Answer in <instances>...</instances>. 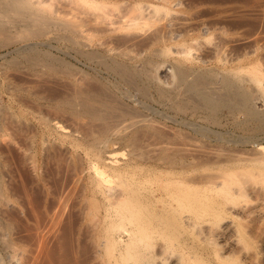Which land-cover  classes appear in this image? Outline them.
<instances>
[{
    "label": "rangeland",
    "instance_id": "1",
    "mask_svg": "<svg viewBox=\"0 0 264 264\" xmlns=\"http://www.w3.org/2000/svg\"><path fill=\"white\" fill-rule=\"evenodd\" d=\"M40 1L44 3L45 8H43L46 9V12L50 14L59 13L61 17L64 16L66 19L74 21V23L78 25L88 24V20H90V18L92 20H95L96 22H99L97 24L93 23L97 25L96 27H94L93 31L88 32V25L82 28L84 31V36H82V38H78V41L79 39L81 40L79 41L80 45L85 42L82 47L80 45H77L78 47L76 45L74 46L72 45L73 43L64 40L63 33L61 31L59 32V30L56 28H52L50 31L48 30V32L46 31L44 34H42L41 37H35L32 40H29L30 42H28V40H21L25 38L24 33L20 32L23 37H19V35L15 36L14 34L19 33L17 32V29L16 32L15 29H13L14 34L12 32L10 33L12 34V38L14 37L15 39H12L10 34L9 36L11 40L10 38H8L9 40H6V37H1L3 40L0 38L2 40L0 41V191L3 192V198L0 199V264H107L108 261L109 264H111L113 263L112 259L115 256H119V252H122L120 250L122 249L124 251L126 245H128L127 243L130 239L126 235V229H130L131 227L136 226V224L138 223V221L135 220V217L134 219L132 218V221L135 220L137 223L134 224L133 221L131 224V219H128L130 216L128 217L127 215L128 211L127 214L126 212H123L122 214L120 212V210L125 211V206L127 205V207H130V205L133 204L136 205L135 207H137V205L142 207L139 202L137 204L133 203L135 202L134 200H132L133 202H131L130 200L132 199L131 197H134L132 196V193L136 191L134 189L139 186V183H141L142 186L144 183V187L146 184L148 186L147 188H149V186H152L149 182H155L156 180L157 182L153 183L154 188H152L153 186L149 188L150 190H154L162 186L160 184L161 182H163V180L174 177V175L177 176L176 174H163L157 170L158 168L155 169L161 161L157 162V165H155L154 163V168L151 167V164L153 163L147 161V163H150V166L148 164L145 165L149 166V169L151 170L146 167V170L148 169L150 173L149 175L146 174V177L141 176V182L135 183L133 182L135 180L132 181V175L128 174L132 172L130 171L132 170L130 168L129 172L127 170L128 173H126V171H123V173L126 174L125 178H123V173L120 176H117L118 174H116V176L114 177L116 178L114 179V183H112V179L111 182L104 184V188L97 186L96 183H98L99 181V176L96 177L97 172L95 174V164L97 163L96 161L99 160L97 159L98 152L92 148H89L87 137L91 129V125L88 126L89 124L87 121V123L85 121L80 122L83 120H78L74 116L73 118L68 111L58 108V102L63 99H67L69 96H72L79 84V88L81 90H88L86 84L92 87L100 86V89L105 88L111 90L106 91L109 92V94H111L112 96L114 95L113 97L117 99V102L121 101L122 103L120 102L119 104L123 108L135 111L136 113H138V115L141 114L140 118L142 120L144 119V125L146 124L147 126V122L149 121L148 126H154L155 130L160 128L158 133H160V131H164L167 133L168 130H170L167 133L168 135H166L165 139L169 140L170 138H172V136L174 137L175 135L179 134L178 137H174L175 139H178L177 141L183 140L182 142L184 143L187 141V143L182 145V148H185L186 145V147L188 148L191 146L190 150L195 147V149L199 151V153H197L196 151H193L194 153H190V151H188L189 155L194 154L192 156L190 155V158L194 157L195 154L201 157L203 156L201 159L203 160V163H205V161L209 162V159H211L208 155L214 153L213 155L216 156L215 160L217 158L218 161L219 158H222L221 156L223 155L226 159V155L229 152L230 154H233H229L230 156H235L234 158L232 157V160L239 159L238 161H235L238 163L240 159L246 155L245 157L247 158V162L244 157L242 158L244 159V163L242 165L239 162L238 164L236 163L237 166H235V163V167L233 166L235 169H237V167H245V170L239 168L240 171H238L239 169H237L239 175L233 174L234 177L236 176L235 178L231 175L233 178L232 180H236L235 182H237V184L240 183L239 180L242 181V185H238L240 186V188L237 187V190H239L238 194L236 188L235 190H233L234 186H232L233 188H231L233 191H236V195H233V201L229 197H227L231 202L228 201L226 202V204H224V201H226L227 198L222 197L228 195L227 193H222L224 194L223 196L218 195L220 191H217L218 194H216V192H211L213 193V195L210 192L207 193L209 195H212L210 196V201H212V199L214 198L213 196H216V199H214L211 203H214V201L216 203L217 199L221 197L219 199L220 202L217 201L218 204H221L217 206L213 205V207L212 204H207L206 206L210 207L211 209L216 206V209H214L216 212L217 209L219 210V212H222V209L227 212L228 209L234 206V218L233 216H230L229 219L235 221L234 223L237 224L236 231L238 229V232L233 238L228 240L224 238L218 239L213 236L212 239H206L213 240V245L211 244V241L209 244L214 246L213 248L215 249V252L219 249V252H221V249L223 250L222 252H224V256L229 257V259L226 260L227 263L230 261L229 263L232 262L234 264H264V172H262V170L259 172L256 171L259 168V165L257 166L258 163L255 164L254 160L250 161V163L248 162V160H251L253 158H261V156L264 154V151L262 149L264 147V131L261 130V132L260 130L255 129L259 125V123L256 121L257 119L246 118V116L244 117V115H240L239 117H236L238 118V120H235V117H233L227 109L219 110L218 114L216 115V121H211L210 118H207V115L204 114H193V112L191 113L190 110L187 111V113L181 111L179 112L177 111V109H174L175 107L172 106V103L167 98L162 97V94L160 92V90L163 88V90L167 91L174 89V83H171V81L174 82L173 77L172 75L170 76L166 71L162 72L160 75L163 82L162 84H159V82L157 83L156 81H151L149 79L145 80L147 79L145 78L147 76L144 75V77L142 76L141 79L138 78L139 83H137L138 80L135 83L138 84L137 87L134 83L127 84L128 82L123 81L122 78L109 72L102 65L98 63L96 64L95 61H88V57H85L84 55V52L86 53L92 48V50H100L102 53H105L107 52L106 50H104L105 48L113 46V53L118 49H121L118 50L119 52L124 53L126 51L127 55H129H126V57H128L129 59L124 58L123 60L125 62H127L126 60H129L128 62L134 65L137 64L136 66L139 67L140 70L146 66L141 63L143 62L142 60L146 61L147 58L153 57L154 62L157 61V63L155 64H168L174 68L175 66H177L175 62L180 64V60H184V65L187 64V66L190 68L196 67L194 70L197 69L198 72L201 69L202 71L200 72H214L215 76L217 75V77H215L216 81L214 83V86L218 87L219 89V87L222 86V80L225 74L233 70H237L238 67L239 70H242L244 72L245 76H248L249 72L255 68L259 69L264 74V0ZM135 2H137L138 4ZM125 14H127L128 17H126L127 20L125 19V21L122 22L124 24L120 23L121 25L118 24L115 28L114 26L109 27L111 21H113L114 19L118 20V16L122 17ZM107 23L108 26H106ZM105 31H107L108 33L111 31L112 32L108 34ZM91 32L92 35L90 34ZM21 34L20 36H22ZM126 36L133 37L134 42H131L132 44L128 43L127 45L120 43V41L117 39ZM160 36L162 37V41L159 40L161 38ZM88 37H91V40ZM169 37L170 39H173L168 41L165 40V38L169 39ZM4 40H6V43L4 42ZM82 40L84 41L82 42ZM89 40L91 42H94L91 44ZM163 40H165L166 43ZM7 41L11 42L8 43ZM88 43L91 44V47L89 46V48L88 45H86ZM106 44L107 46H105ZM31 45L34 47H32ZM165 50L169 53L167 54ZM178 50L179 53L182 50V53L187 50L183 53H186V56L182 54H176L175 52L177 51L178 53ZM77 51H79V53ZM160 51L161 53L163 52L162 55ZM171 52L172 55L170 54ZM156 53H158V56ZM36 54L37 56L41 57L45 56L43 58L48 61L50 60L51 62L53 60L56 61V59L60 60L61 63L64 62L69 64L71 62L70 64L72 66L70 64L67 65L69 67L71 66L72 74H70L69 72H65L63 70L64 68H62L61 65H58V67L62 68H59V72L45 65V70L43 69V65H39L36 67L32 66L31 64H29L28 56ZM187 55L189 56V60H187ZM55 56L58 57L56 58ZM190 56H192V59H195L196 63L194 61H190ZM185 57L186 59H184ZM145 61L143 62L144 64ZM186 61H190V63ZM55 65L57 67V64ZM140 65H142L143 67L140 68ZM73 66H75L76 68ZM95 67L97 69H95ZM153 69L155 71L156 66ZM37 70L39 71V73H36ZM55 71L57 72V74ZM223 71L226 73L224 74ZM87 72L89 73V76L88 74L84 75V73ZM222 72L224 75L222 74ZM219 73H221V75ZM93 77L97 80H95ZM77 79L78 81L82 80L83 82L81 83V81H79L80 83L78 82V84ZM91 82L93 83L91 84ZM143 83L144 86L142 85ZM145 83H147L148 85ZM169 84H171L170 86L172 88L169 86ZM249 85L250 84L248 83L247 86ZM145 86L147 87V89L149 88V91L145 88ZM252 86L253 85H250L248 88L251 89ZM143 88H145L149 93H146ZM253 89H255L254 86ZM159 94H161V97L159 96ZM260 98H257V100L255 99V102H257L258 99H260V102H257L254 105V108H257L255 109V112L256 110H259L257 111L258 113H261L259 115H263L264 99L262 100L263 97ZM165 101L166 103H164ZM172 107H174V111L173 109H171ZM226 113H230L229 116ZM188 115L191 116L189 117ZM218 117L220 119H218ZM147 118L148 120H146ZM201 118H203V120H200ZM207 120L209 122H207ZM191 123L193 125H191ZM146 126L144 127V129L147 130ZM141 128L142 130H144L143 127ZM150 129L152 130V127L148 128V130ZM183 130H186V132ZM156 135L158 134H154L153 136L150 135L148 136L149 138L147 137V139H150L151 141H148L145 137L144 139L146 140H144V142H142L143 140H141L140 143L142 142V144L139 143L143 149L144 147H146L144 149V152L146 153L147 151L146 154H148L149 156L155 155L156 153L154 152H158L161 148H158V144H160V142L163 140H160V137H158L159 135L155 137ZM151 136L154 137V139L151 138ZM156 138H158V140ZM174 138L172 140H175ZM153 140L154 142H156L157 140V144H155V146ZM189 142H191L192 144ZM144 143L145 145H143ZM149 144L151 151L153 150L152 146L154 147L153 153L150 152V150H147ZM161 144L163 146V143ZM124 147L121 145H108L106 149H104L108 154L106 155V152L103 154L104 159H108V161L106 160L105 162L103 161V159L102 163L110 167L116 166V168H121V165L122 167H124V165L127 164L129 160H133L131 159V150H133L132 147L131 149L128 146ZM205 147L207 150H205ZM198 148L201 149V151ZM218 151L219 155L222 151V153L227 154H221L218 158ZM200 152L208 153V155H205L208 156V158L204 156V153L200 155ZM110 153L116 155V161ZM184 153H186V151ZM237 154L241 156V158L236 156ZM229 155L228 157H230ZM214 156L211 155L212 159L214 158ZM212 159L211 162L214 161V159ZM114 162L116 164L115 166ZM132 162L133 164H135L137 163V160L136 162H134L133 160L130 163ZM250 164L251 166L249 167ZM92 165H94V167H91ZM253 165H256V168H254ZM202 166L207 168L206 164H203ZM206 168L203 169V167H200L201 171L197 170V174H203V172L205 171L206 175L210 174L212 169L210 170ZM253 169H256L255 172L259 174L256 175L255 173H252ZM212 171L214 172V170ZM237 171H235V173H237ZM194 172L191 173L196 174V172ZM198 172H200V174ZM113 173L115 172L113 171ZM251 173L255 175L253 176ZM156 174H158L159 176ZM163 175H165V177H163ZM186 175L191 176V174ZM166 176L168 178H166ZM120 177L122 178V180H127L128 178H130L127 180L130 184L121 181ZM147 177L149 178V182L146 179ZM96 178H98V181L96 180ZM117 179L119 181H116ZM237 179L239 182L237 181ZM145 180L148 183L144 182ZM230 180L231 179H229V182ZM233 181L231 182V184L233 183L232 185L235 184V182ZM119 182H121V185H116V183ZM131 183H135L133 188L134 192H132L133 190L129 188L128 191H126L125 188V196L124 194H122L124 191L122 187L128 185L131 186ZM106 184L110 185V187L113 186L112 188L114 189H110L109 191L110 187L106 186ZM155 184H158L160 187H158V185L156 186ZM237 184L235 186H237ZM131 187H133V185ZM226 188L227 185L223 190H225ZM145 189L146 188H144V190ZM149 189H146L147 192ZM115 190H118V192L122 190V193L115 192ZM144 190H142L140 186L135 194H137L139 191H142V195L145 194L143 196L146 197L149 192L152 193L153 191L152 190L147 193L145 192L146 190ZM223 190L221 192H223ZM94 191L96 192V194ZM111 191L112 193H114V196L118 195L117 199H119L118 197H120V200H124L123 203L126 204L127 201L125 202V200L130 197L129 204L122 205L123 203L121 201H119L118 203L122 205V207L124 206L125 209H123L118 204H112L115 201H113L114 197L110 196L112 195V193H107ZM227 191L228 189L226 190V192ZM127 192L131 193V195H129ZM207 194L205 196H207ZM150 197L151 195L149 196V199L147 198L146 200L143 198V202H141L143 205L145 203H149V206L145 204L149 210L145 209V205L144 209L141 208V210L143 209L142 213L144 214V217L142 216L144 219L142 218L143 220L141 221H144L149 217L148 216L147 218H145L147 214H145L144 211H147L146 213H148L149 211L150 213V209H153L154 214L157 210L156 213H160L159 218L163 217V219L170 225L167 223L166 227L163 228L164 225L161 227L160 225L165 224L166 222L161 219L162 221L159 220L160 224L159 222L156 223V220H158V215H155L157 219L154 216L155 219L153 218V220L156 221L154 222L159 225L152 226L154 229L151 227L152 231L154 230L153 232L149 230L150 228L148 229L149 231H151L147 232L150 236L146 233L148 239L147 241L145 239L143 241V244H146L147 242V248H144V250L146 249V253L144 252V250L143 252L145 255L147 254V260L144 262V264H149V261L151 263L152 259L149 260L151 256L158 254V252L161 250H163L164 253L163 257L166 258V262L164 264H173L174 262L178 261H186L183 262V264H186V259H188V261H191V258H193L194 260L198 255H201L203 257L205 251V258H212V255L214 254V249L211 248L213 251H210V247L212 246L208 245L207 241L205 242L199 240L201 237L199 236L201 228L197 227L199 229L198 231H196V227H190V225L188 226L189 228H187V224L182 222L181 219H183L184 217L183 220H185L186 217H190L189 220H196L195 222L198 224H201L203 220L210 221L212 219V221L214 222V218L216 216H220L221 214H223V212L220 213V215L218 212V214L216 213V215L212 214L211 209L210 211L207 208V210L211 212L209 213L212 214L210 216H212L213 218H211L210 216H208L209 213L204 212L206 208L203 211V204L198 205L200 210L197 209V206H195L196 209H194V206L191 203L190 204L193 206V208L190 207L191 205H189V202L188 205L180 202L185 201L183 200V198L179 201L180 203L178 202V200H172V203H168L169 206L172 204L170 206L172 210L171 211L167 204V206H165L163 203H157L154 198H151V202ZM107 199L113 202L107 203ZM176 201L178 202V206ZM104 205H107L108 208H106L109 209L110 212L112 211L111 213H109L111 214L109 215L111 216V218L113 216V219L109 218V220L111 219V224H109V220L107 221L108 218H105L106 222L104 221V217L108 215V213H106L107 210ZM134 205L132 206L133 209H135ZM118 206L122 209H118ZM152 206L154 207L152 208ZM172 206L177 207L178 209L175 211ZM200 206L202 207V209ZM165 207L169 208V211H167L168 209H166ZM116 209V212H120L119 215L121 217H117L118 214L114 215V211ZM128 209L129 208H127L126 210ZM251 210H259L260 213L259 215H257V217L250 218L248 213ZM164 211H167V213L170 211L172 213L175 212L173 214L171 213V215L174 218L176 216L178 219H171V215L169 213L166 214V212ZM176 212L180 217L177 216ZM105 214L106 216H104ZM150 214H152V216L150 215L151 219L154 214ZM204 214L205 216H203ZM122 215H125L126 218L123 217V220H120V218H122ZM167 218L171 222L167 221ZM150 219H148L147 221H149ZM151 220L149 223H153V220ZM178 220L179 222H182V224L179 223ZM220 220L221 218L218 219V222ZM175 222H178L179 224L177 223V225L175 224ZM124 225H126V228H123L125 227ZM204 225L206 226V224L204 223L201 224L202 227H205ZM159 226L161 228L158 230ZM168 227L173 229H169ZM175 227L178 230H176ZM184 227L187 229H185ZM155 228H157V231H155ZM183 229H185V231H183ZM191 229H194V231H196L195 234ZM166 230H168L169 232ZM123 231L126 233H123ZM191 231L193 233H188ZM178 232H182L184 234H180ZM196 234L198 235V238L196 237ZM187 235L189 236V239L191 241H193L192 239L194 238L195 241H198H194L195 246L194 244L192 245L193 242H191L189 239H186ZM192 235H194L195 237H193ZM124 236L127 237V239H125ZM119 237L122 238V240L127 241V243H121L122 240ZM149 237L151 238L149 239ZM113 238L115 240H112ZM117 238L120 240H116ZM213 238H215L216 242L219 244L215 245L216 242L214 243L215 240ZM236 238L237 241H235ZM206 239L202 238V240ZM108 240L110 241L108 242ZM111 241H113V243ZM116 241H119L120 243L117 242L116 245L114 243ZM130 242L131 241H129V243ZM199 242L201 243L203 248L206 249H202L203 252L201 249V251L199 250V248H201ZM113 244L116 246V248H114L115 246L113 247ZM141 244L137 246V248L135 247L137 244L133 246L135 248L130 249L132 250L131 254H134L133 250L136 249L138 251L140 247L142 248L144 246H142ZM182 244H188L190 248H186L188 245L184 246ZM190 245L194 247L191 248ZM122 246H124V248ZM129 246L132 247V245L130 244ZM197 247H199L198 250L200 252L194 250V248L197 249ZM207 247H209L208 251ZM189 249L192 251L194 250L196 253L194 251V253H192ZM110 252L112 253V255L115 253L112 259H109L112 256ZM207 254L210 255V257H207ZM129 256H126V258L128 259L127 264H143L140 262H136L134 259H130L131 257L128 258ZM155 256H153V258ZM188 256L190 259L188 258ZM226 262L223 264H226ZM152 263L154 264V262ZM216 263L218 262L215 261V264ZM178 264L180 263L178 262Z\"/></svg>",
    "mask_w": 264,
    "mask_h": 264
},
{
    "label": "bare ground",
    "instance_id": "2",
    "mask_svg": "<svg viewBox=\"0 0 264 264\" xmlns=\"http://www.w3.org/2000/svg\"><path fill=\"white\" fill-rule=\"evenodd\" d=\"M124 2V1H123ZM130 3V2H129ZM135 3H137V2H135ZM134 3V4H135ZM133 4V5H134ZM138 4V3H137ZM140 4V3H139ZM45 5H44V3L43 2H41L40 0H0V38L1 37H6V40H9L8 38H10V36H9V34L12 32L13 33V29H15V32H16V29H17V32H21V33H24L25 34V38H23V39H21V40H28V42H30L29 40H32L33 38H35V37H41L42 36V34H44L46 31L48 32V30L50 31L52 28H56V29H58L59 30V32L61 31L62 33H63V35H64V40H66V41H68V42H70V43H73L72 45H80V42L79 41H81L80 39H79V41H78V38H82V36H84L83 34H84V31H83V27H85L86 25H88V32H90V31H93L94 30V27H96L97 25H95V24H93V23H98L99 21H95V20H92L91 18H90V20H88V24H82V25H78V24H76V23H74V21H71V20H69V19H66L64 16H60L59 15V13H56V14H50V13H48V12H46L45 10L46 9H44L45 7H44ZM44 7V8H43ZM120 16H118V20L117 19H114L113 21H111V23H110V26L109 27H111V26H114V28L116 27V25H118V24H124V23H122V22H124L125 21V19L127 20V18L126 17H128L127 16V14H125L124 16H122V17H120ZM95 21V22H94ZM100 24V23H99ZM120 24V25H121ZM11 25V26H10ZM100 26V25H99ZM106 26H108V23L106 24ZM123 26V25H122ZM121 26V27H122ZM93 28V29H92ZM99 28V27H98ZM120 28V27H119ZM96 29V28H95ZM100 29V28H99ZM98 29V30H99ZM107 29H108V27H107ZM112 29V28H111ZM111 29H109V30H111ZM101 30V29H100ZM109 30H107V31H109ZM107 31H105V32H107ZM112 31H114V30H112ZM111 31V32H112ZM98 32V31H97ZM103 32V31H102ZM111 32H109V33H111ZM19 33H16V34H14L15 36L16 35H19V37H23V35L22 36H20V34ZM100 33H101V31H100ZM108 33V32H107ZM108 33V34H109ZM170 33V32H169ZM91 35H92V32L90 33ZM89 34V35H90ZM93 34H94V32H93ZM97 34V33H96ZM11 35V38H12V34H10ZM88 35V36H89ZM163 35V34H162ZM169 35V34H168ZM164 36V35H163ZM170 36V35H169ZM161 37V36H160ZM166 37H167V35H166ZM172 37V36H171ZM11 38H10V40H11ZM89 38V37H88ZM2 39V38H1ZM0 39V41H2ZM12 39H15L14 37L12 38ZM18 39H20V38H18ZM90 40H91V37L89 38ZM93 39V38H92ZM119 41H120V43H123V44H127L128 45V43H131V42H134V38L133 37H120V38H117ZM162 39V37L159 39V40H161ZM163 39H164V37H163ZM171 39H173V38H171ZM170 39V37H169V39L167 38H165V40H171ZM6 40H4V42L6 43ZM89 40V41H90ZM165 40H163V41H165ZM62 41V40H61ZM84 40H82V42H83ZM88 41V42H89ZM139 41V40H138ZM162 41V40H161ZM8 43L9 42H11V41H7ZM27 42V41H26ZM94 42V41H93ZM93 42H91L90 41V43L92 44ZM137 42V41H136ZM158 42H160V41H158ZM35 43V42H34ZM155 43V42H154ZM165 43H166V41H165ZM3 44V43H2ZM11 44V43H10ZM31 44V43H30ZM82 44V43H81ZM83 44H85V42L83 43ZM82 44V45H83ZM91 44H86V45H88V48H89V46L91 47ZM117 44V43H116ZM132 44V43H131ZM38 45V44H37ZM82 45H80L81 47H82ZM110 45V44H109ZM108 45V46H109ZM136 45V44H135ZM137 45H138V43H137ZM4 46V45H3ZM32 46V45H31ZM77 46V47H78ZM105 46H107V44L105 45ZM105 46H104V48H105ZM111 46V45H110ZM123 46V45H122ZM132 46V45H131ZM134 46V45H133ZM30 47V46H29ZM32 47H34V46H32ZM103 47V46H102ZM101 47V48H102ZM113 47V46H112ZM112 47H109V48H105L104 50H106L107 52H105V53H102L100 50H92L91 48V50H88V52H84V55H85V57H88V61H95L96 62V64L98 63V64H100V65H102L106 70H108L109 72H111V73H113V74H115V75H117L118 77H120V78H122L123 79V81H126V82H128L127 84H135L136 82H137V80H138V78L139 79H141V77L143 76L144 77V75L145 76H147V77H145V78H147V79H145V80H151V81H156L157 83L159 82V84L161 83H163L162 82V79H161V73L162 72H164V71H166L167 73H169V75L171 76L172 75V77H173V80H174V82H172L171 81V83L173 84L174 83V89L173 90H170V91H167V90H163V89H161L160 90V92H161V94H162V97H165V98H167L171 103H172V106H174V107H172L171 109H177V111H181V112H186L187 113V111H191V113L193 112V114H204V115H207V118H210V120L212 121V120H214V121H216V119H217V114H218V112H219V110H221V109H227V110H229V112L231 113V115L233 116V117H235V120L237 119L238 120V118H236V117H239L240 115H244V117L246 116V118H256L257 120V122L259 123V125H258V127L257 128H255V129H258V130H262V131H264V114L263 115H259V114H261V113H258L257 111H259V110H256V112H255V109H257V108H254V105L257 103V102H260L259 100L261 99L260 97H263L262 98V100L264 99V74L259 70V69H253V70H251L250 72H249V74H248V76L246 75L245 76V74H244V72L242 71V70H239V67H238V69L237 70H233V71H231V72H228L227 74H225L226 72H224V74H225V76L223 77V80H222V86H220L219 87V89H218V87H215L214 86V83H215V77H217V75L215 76V73L213 74L212 72H207V71H205V72H200V71H202V69L198 72L197 71V69L196 70H194L196 67H192V68H190V67H188L187 66V64H183V62H184V60H183V58H182V60L183 61H181L180 59H178V60H180V64H178L177 62H175V64L177 65V66H175V68L174 67H172V66H170V65H168V64H155V63H157V61H155L154 62V59H153V57L152 58H147V60L145 61V60H142L143 62L145 61V64L143 63V62H141L145 67L143 68V69H139V67H137L136 65H134V64H131V63H129L128 61L129 60H126L127 62H125L123 59L125 58H128V57H126V55H127V53H126V51L123 53V52H119L118 50H121V49H118V47H117V51H115L114 53H113V49H112ZM120 47V46H119ZM125 47H126V45H125ZM130 47V46H129ZM100 48V47H99ZM30 49V48H29ZM81 49V48H80ZM84 49V48H83ZM127 49H128V47H127ZM27 50V49H26ZM114 50H116V49H114ZM123 50V49H122ZM168 50V49H167ZM184 50V49H183ZM182 50V51H183ZM31 51V50H30ZM38 51V50H37ZM80 51V50H79ZM79 51H77L78 53H79ZM130 51V50H129ZM164 51V50H163ZM169 51H170V49H169ZM182 51L179 53V50H178V53H177V51L175 52L176 54H182V55H185V54H183L184 52H186L187 50H185L183 53H182ZM22 52V51H21ZM29 52V51H28ZM81 52V51H80ZM117 52V53H116ZM119 52V53H118ZM128 52V51H127ZM165 52L168 54L169 52L168 51H166L165 50ZM23 53V52H22ZM26 53V52H25ZM159 53V52H158ZM158 53H156L157 54V56H158ZM160 53H161V51H160ZM163 53V52H162ZM162 53H161V55H162ZM187 53H189V52H187ZM42 54V53H41ZM83 54V53H82ZM129 54V53H128ZM165 54V53H164ZM171 55H172V52L170 53ZM81 55V54H80ZM189 55V54H188ZM187 55V60H189V56ZM26 56V55H25ZM83 56V55H82ZM127 56H129V55H127ZM131 56V55H130ZM160 56V55H159ZM169 56V55H168ZM186 56V55H185ZM22 57V56H21ZM28 57H29V59H28ZM27 57V59H28V61H29V64H31L32 66H34V67H36V66H39V65H43V69L45 70V66H48V67H50L51 69H54V70H56V71H60V69H62V68H64L63 70L65 71V72H69L70 74H72V72H71V62L69 63L71 66L69 67L68 65V63H64V62H62L61 63V61L60 60H57L56 59V61H48V60H45L43 57H45V56H43V57H41V56H37V54L36 55H29ZM56 57V56H55ZM58 57V56H57ZM56 57V58H57ZM134 57V56H133ZM182 57H184V56H182ZM191 57V60L190 61H194L195 62V59L193 58L192 59V56H190ZM26 58V57H25ZM122 58V59H121ZM131 58V57H130ZM138 58V57H137ZM136 58V59H137ZM26 59V60H27ZM49 59V58H48ZM53 59V58H52ZM55 59V58H54ZM60 59V58H59ZM129 59V58H128ZM133 59V58H132ZM135 59V58H134ZM184 59H186V57L184 58ZM24 60V59H23ZM131 60V59H130ZM139 60V59H138ZM65 61V60H64ZM87 61V60H86ZM136 61V60H135ZM190 61H186V62H189L190 63ZM27 62V61H26ZM66 62V61H65ZM138 63V62H137ZM193 63V62H192ZM196 63V62H195ZM55 64H57V67H58V65H61V67H56V65ZM68 64V65H67ZM91 64V63H90ZM174 64V63H173ZM184 66H183V65ZM45 65V66H44ZM159 65V66H158ZM192 65V64H191ZM190 65V66H191ZM97 66V65H96ZM141 67L140 68H142L143 66L142 65H140ZM155 66H156V69H155V71H154V69L153 68H155ZM185 66H187V67H185ZM73 67H75V66H73ZM60 68V69H59ZM76 68V67H75ZM151 68V69H150ZM203 68V67H202ZM81 69V68H80ZM95 69H97L96 67H95ZM84 70V69H83ZM82 70V71H83ZM244 70V69H243ZM41 71V70H40ZM43 71V70H42ZM55 71V72H56ZM78 71V70H77ZM204 71V70H203ZM230 71V70H229ZM74 72V71H73ZM84 72V71H83ZM82 72V73H83ZM97 72V71H96ZM217 72V71H216ZM221 72V71H220ZM223 72H222V74H223ZM36 73H39V71L37 70V72ZM42 73H44V72H42ZM75 73V72H74ZM79 73V72H78ZM108 73V72H107ZM49 74V73H48ZM56 74H57V72H56ZM85 74H88V76H89V73L87 72V73H84V75ZM220 75H221V73H219ZM223 74V75H224ZM64 75V74H63ZM66 75H68V74H66ZM73 77V76H72ZM102 77V76H101ZM75 78V77H74ZM94 78V77H93ZM98 78V77H97ZM81 79V78H80ZM95 79V78H94ZM99 79H101V78H99ZM116 79V78H115ZM143 79V78H142ZM216 79H218V78H216ZM92 80V79H91ZM95 80H97V79H95ZM144 80V79H143ZM73 81V80H72ZM71 81V82H72ZM76 81V80H75ZM74 81V82H75ZM79 81H81V83L83 82L82 80H79ZM78 81V79H77V83L79 82ZM89 81V80H88ZM100 81V80H99ZM90 82V81H89ZM97 82V81H96ZM80 83V82H79ZM78 83V84H79ZM93 82H91V84H92ZM98 83V82H97ZM137 83H139V80H138V82ZM141 83V82H140ZM150 83V82H149ZM156 83V84H157ZM168 83V82H167ZM170 83V82H169ZM250 84V85H253L254 87H255V89H253V86H252V88L251 89H249L248 87L250 86H247V84ZM70 84V83H69ZM74 84V83H73ZM83 84H86V83H83ZM145 84H147V83H145ZM152 84V83H151ZM154 84V83H153ZM80 85V84H79ZM79 85H78V87H76V90H75V93L72 95V96H69L67 99H63V100H61V101H59L58 102V104H59V107L58 108H60V109H64L65 111H68L69 112V114H71L72 115V117L74 116L76 119H78V120H83V121H80V122H88V126H90L91 125V129H90V131H89V134L87 135V137H88V146H89V148H92V149H94L95 151H97L98 152V158L97 159H99V160H97L96 162V164H95V169H96V171H95V174H96V172H97V174H96V177H98L99 176V181H98V178H96V180L98 181V183H96L97 184V186H99V187H103L104 186V184L105 183H109V182H111L112 181V179H113V181H112V183H114L115 181H114V179H116V178H114L115 176H116V174H118L117 176H120L122 173H123V171L125 172L126 171V173H128L129 172V170H130V168L132 169V170H130V171H132L131 173H128V174H131L132 176V181L133 180H135V181H133V182H135V183H139V182H141V176H145L146 174H148L149 175V173H150V171H148V169H149V166H150V163H147V161H149V162H151V163H153V164H151L152 166L151 167H153L154 168V163H155V165H157V162H159V161H161L159 164H158V166L155 168V169H157L160 173H168V174H176L177 176H175L174 175V177H171V178H168L167 176H166V178H168V179H165V180H163V182H161V184H160V182H159V184L160 185H162L161 187L158 185V187H160V188H156V189H149V188H151L152 186H153V183H155V182H157L156 180H155V182H149V178H150V176H149V178L147 177L146 179L148 180V182L149 183H151V185L152 186H149V188H147L148 186L145 184V187H144V183H143V186H142V184L141 183H139L138 185V187L137 188H135L134 190H136L135 192H137V190H138V188L141 186V189L142 190H144V188H146V189H149L148 190V192L149 191H152V193L151 192H149V194L145 197V196H143V195H145V194H143L142 195V191L140 192H138L137 194H135V192H134V190H133V188H134V184L133 183H131L132 185H133V187H131L130 185H128V186H125V187H122L123 188V190L125 189L126 191H128V188L129 189H132L133 191L132 192H134V193H132V196H134V197H131L132 199H130L131 200V202H133L132 200H134L135 202H133V203H137L138 204V202H139V204L142 206V207H140L139 205H137V207H135L136 205H134L133 203V205H134V208L135 209H133L132 208V206L133 205H130V207H131V209H130V207H127L128 205L127 204H129V198L128 199H126L125 200V202L127 201V204L126 203H123V201L122 200H120V197H118L119 199H117V196H116V198H115V196H114V193H112V191L111 192H107V193H109V194H111L112 193V195H110V196H113L114 198H113V203L110 201V200H108V201H106L107 203L108 202H111L112 204H114V205H116V204H118L119 203V201H121L123 204L122 205H127V206H125L126 207V209L127 208H129L130 209V211H129V209L128 210H126L125 209V207L123 206L122 207V205H120V204H118V205H120L123 209H125V211L123 210H120V212H121V214L123 213V212H126V214H127V211H128V219H131V224H132V222L134 223V224H136L137 222L135 221V220H137L138 221V223L136 224V226H134V224H133V226L134 227H129L130 229H126V232H127V236H128V238L130 239L129 241H131L130 243H129V241H128V243H127V241H125V240H122V238H120L122 241H121V243L123 242L124 244L125 243H127L128 245H126V248L124 249V251L121 249L120 251H122V252H119V250H118V252L120 253V255L119 256H115L114 258H113V256L115 255V253L112 255V253H113V251H112V253H111V258H109V259H112V261H113V263L114 264H127V258H126V256H129L128 258H130V259H134L136 262H140V263H143L144 264V262L147 260V257H146V255L144 254V252L146 251V249L144 250V248H147V242H146V244H143V241L146 239V241H147V239H148V237L146 236V233L147 232H151L152 231V229H151V227L152 226H157V225H159L160 224V221L159 220H161V219H163V217H160L159 218V214H157L156 212H157V210L156 209H154V210H156V212H155V214H154V212H153V209H150V213H153L154 215H153V217H151V219L153 220V218H154V216L156 215H158V220H153V223L151 222V223H149L150 222V215L152 216V214H150L149 213V211H148V213H149V215H148V213H146L145 211H144V213L145 214H147V216L145 217V218H147L148 216V218L146 219V220H144L145 222H147V223H145L144 221H141V220H143L144 218V214L142 213L143 212V209H144V205L146 204H142L141 202H143L142 200H143V198L146 200L147 198L149 199V196L151 195V197H150V201H151V198H154V200L157 202V203H163L165 206H167L168 205V203H172L173 201H175V200H178V202L180 201V200H182V198H183V200H185V201H180V202H183V204L185 203V204H187L188 205V202H189V205H193L194 206V209H196V207L195 206H197V209L198 210H200L199 209V207H198V205H200V204H203L204 206H202V207H204V209H203V211L205 210V208H206V210L204 211L205 213H209L211 210V212H212V214H218V212H219V210L217 209V212L214 210V209H216V206L217 205H219V204H221V203H219L218 204V202H220V198L219 197H217V198H219V199H217V201H216V203H215V201H214V203H211L214 199H216V196H213L214 198L212 199V201H210L211 199V197L210 196H212L213 195V193L214 192H216V194H218L217 193V191H220V193L218 194L219 196H223L225 193H227L228 195H225V196H223L222 198H227V197H229L232 201H233V195L235 194L236 195V191H237V194H238V191L239 190H237V187L238 188H240V186H238V185H242L241 183H242V181L241 180H239L240 181V183H238L237 184V182H235L236 180H232L233 178H232V176H233V174H236V175H239V172L238 171H240V169H244L243 167L242 168H238L237 167V169H239L238 171H237V169H235L234 167L235 166H237V164L240 162L241 163V165L244 163L243 162V160L244 159H242V158H244V157H242L241 158V156H239L238 154L236 155V156H238V157H240L241 159H240V161L237 163V162H235V161H238V160H232L234 157L233 156H230L231 154L228 152V154L226 155L225 153H220V155L221 154H225L226 155V159H225V157H224V155L223 156H221L222 158H219L220 157V155H219V151H218V158H219V160L217 161V158H216V160H215V157L216 156H214L212 153H211V155L212 156H214V161H212L211 162V159H212V157H211V155H208V153H204V152H207V151H204V152H202V153H204V156L207 154L208 156H209V158H211V159H207L209 162H207V161H205V163H203V160L201 159L202 157L201 156H199V155H196L195 154V156L194 157H192V158H190L192 155H194V154H190L189 155V152L188 151H190V153L191 152H197V153H199V151H197L196 149H195V147H193L191 150H190V147L188 148V147H186V145H185V148H182V145H184L185 143H187V141L184 143V142H182L183 140H179V141H177L178 139H175L176 137L175 136H179V134L178 135H175L174 137L172 136V138H170L169 140H167V139H165L166 138V135H168L167 133L170 131V130H168V132L166 133V132H162V131H160V133H158V131H159V127H157V128H159V129H157V130H155L154 128V126H151L152 127V130L150 131V130H148V128H151L150 126H148V122H147V126H146V124L144 125L143 124V121H144V119L142 120L141 118H140V115H138V113H136L135 111H132V110H128V109H126V108H123L119 103L121 102H117V99H115L111 94H109V92H107V91H111V90H108V89H100L99 87H92V86H89V85H87L86 84V86L88 87V90H81L80 88H79ZM82 85V84H81ZM95 85V84H94ZM104 85V84H103ZM136 86L138 85V84H135ZM143 86H144V83L142 84ZM148 85V84H147ZM146 85V86H147ZM158 85V84H157ZM171 84H169V86H170ZM175 85H176V87H175ZM83 86V85H82ZM101 86H102V84H101ZM132 86V85H131ZM136 86H134V87H136ZM145 86V88L147 89V87ZM153 86V85H152ZM151 86V87H152ZM75 87V86H74ZM104 87V86H103ZM106 87V86H105ZM138 87V86H137ZM155 87V86H154ZM160 87V86H159ZM158 87V88H159ZM171 87V86H170ZM82 88H84V87H82ZM145 88H143L144 89V91H146V93L149 91L148 89V91L145 89ZM153 88V87H152ZM156 88V87H155ZM172 88V87H171ZM73 89V88H72ZM136 89V88H135ZM18 90V89H17ZM107 90V91H106ZM74 91V90H73ZM22 92V91H21ZM140 92V91H139ZM111 93V92H110ZM114 93V92H113ZM149 93V92H148ZM161 94H159V96L161 95ZM116 95V94H115ZM143 96V95H142ZM145 96H147V95H145ZM65 97V96H64ZM116 97V96H115ZM161 97V96H160ZM164 98V99H165ZM257 98H260V99H258V101L257 102H255V99L257 100ZM58 100V99H57ZM167 100V101H168ZM162 101V100H161ZM122 103V102H121ZM164 103H166V101L164 102ZM57 104V105H58ZM123 105V104H122ZM257 107V106H256ZM174 109H173V111H174ZM222 112V111H221ZM175 113V112H174ZM185 113V114H186ZM223 113V112H222ZM229 113V114H230ZM227 114V113H226ZM229 114H227L228 116H229ZM258 114V115H257ZM230 115V116H231ZM189 116V115H188ZM191 116V115H190ZM189 116V117H190ZM219 116V115H218ZM221 116V115H220ZM73 117V118H74ZM142 117V116H141ZM205 117V116H204ZM226 117V116H225ZM170 118V117H169ZM198 118V117H197ZM228 118V117H227ZM232 118V117H231ZM218 119H220L219 117H218ZM234 119V118H233ZM240 119V118H239ZM146 120H148V118L146 119ZM177 120V119H176ZM200 120H203V118H201ZM206 120V119H205ZM197 121V120H196ZM229 121V120H228ZM241 121V120H240ZM252 121H254V120H252ZM86 122V123H87ZM180 122V121H179ZM207 122H209L208 120H207ZM243 122V121H242ZM247 122V121H246ZM145 123V122H144ZM193 123V122H192ZM191 123V125H193ZM255 123V122H254ZM199 124V123H198ZM214 124V123H213ZM236 124V123H235ZM234 124V125H235ZM144 125V126H143ZM216 125V124H215ZM230 125H231V123H230ZM246 125V124H245ZM256 125V124H255ZM147 127V130L146 129H144V127ZM188 126V125H187ZM220 126V125H219ZM226 126V125H225ZM254 126V125H253ZM141 127H143V129L144 130H142V128ZM196 128V127H195ZM89 129V128H88ZM164 129V128H163ZM172 129H173V127H172ZM180 129V128H179ZM254 129V128H253ZM182 130V129H181ZM248 130V129H247ZM156 131H157V133H156ZM167 131V130H166ZM175 131V130H174ZM180 131V130H179ZM183 131H185L186 132V130H183ZM210 131V130H209ZM249 131V130H248ZM261 131V132H262ZM151 132V133H150ZM171 133V132H170ZM178 133H180V132H178ZM207 133V132H206ZM229 133V132H228ZM154 134H158V135H156L155 137H160V140H163V141H161L160 142V144H158V148L159 147H161L160 148V150L158 151V152H154V153H156L155 155H151V156H149L148 154H146L147 153V151H146V153L144 152V149L146 148V147H144V149L140 146V144H142V142H144V140H146L147 139V137L148 136H150V135H154ZM174 134H175V132H174ZM184 134H186V133H184ZM183 134V135H184ZM198 134V133H197ZM201 134V133H200ZM204 135V134H203ZM211 135V134H210ZM85 136H86V134H85ZM84 136V137H85ZM151 136V138H153L154 139V137H152ZM187 136V135H186ZM222 136V135H221ZM229 136V135H228ZM86 137V138H87ZM146 137V139H144ZM168 137V136H167ZM184 137V136H183ZM206 137V136H205ZM264 137V136H263ZM149 138V137H148ZM175 139V140H172V139ZM229 138V137H228ZM157 140H158V138H156ZM165 139V140H164ZM180 139V138H179ZM181 139H182V134H181ZM251 139V138H250ZM141 140H143L141 143H140V141ZM148 140V139H147ZM150 140V139H149ZM148 140V141H149ZM157 140H156V142H157ZM188 140V139H187ZM151 141V140H150ZM185 141V140H184ZM198 141V140H197ZM221 141V140H220ZM74 142V141H73ZM146 142V141H145ZM153 142H154V140H153ZM156 142H154V146H155V144H157ZM196 142V141H195ZM235 142V141H234ZM140 143V144H139ZM149 143V142H148ZM161 143H163V146H162V144ZM189 143H191V142H189ZM194 143V142H193ZM219 143V142H218ZM111 144V146L113 145V146H116V145H121V146H128V147H130V149H131V147H132V149L133 150H131V159H133L134 160V162H136V160H137V163H135V164H133V162L132 163H130L131 161H133V160H129V162H127V164H125L124 165V167H122V165H121V168H116V164H115V162H114V166L115 167H110V166H107V165H105V164H103L102 163V160L104 159V157H103V154L106 152V155L108 154L107 153V151H105L104 149H106V147L108 146V145H110ZM192 144V143H191ZM202 144H203V141H202ZM240 144V143H239ZM143 145H145V143L143 144ZM188 145V144H187ZM195 145H196V143H195ZM194 145V146H195ZM204 145H205V143H204ZM212 145V144H211ZM198 146V145H197ZM213 146V145H212ZM261 146V145H260ZM127 147V148H128ZM157 147V146H156ZM207 147V146H206ZM206 147H205V150H207L206 149ZM211 147V146H210ZM229 147V146H228ZM85 148V147H84ZM116 148V147H115ZM125 148V147H124ZM150 148V144L148 145V149L147 150H150V152H152L153 153V151H154V147L152 146V148H153V150L151 151V148ZM157 148V149H158ZM188 148V149H187ZM212 148V147H211ZM194 149V150H193ZM199 149V148H198ZM209 149V148H208ZM214 149V148H213ZM219 149V148H218ZM263 149V151H264V147L262 148ZM156 150V149H155ZM200 151H201V149H199ZM210 150H212V149H210ZM220 150V149H219ZM228 150V149H227ZM130 151V150H129ZM186 151V153H184ZM225 151V150H224ZM88 152H90V151H88ZM149 152V151H148ZM187 152H188V154H187ZM193 152V153H194ZM231 152V151H230ZM94 153V152H93ZM151 153V154H152ZM201 153V152H200ZM202 153L200 154V155H202ZM209 153H210V151H209ZM263 153V152H262ZM92 154V153H91ZM96 154V153H95ZM113 157H114V159H115V161H116V159L117 158H115V156L116 155H114V154H112V153H110ZM130 154V153H129ZM230 154V155H229ZM105 155V156H106ZM228 155L230 156V157H228ZM233 155V154H232ZM262 155V154H261ZM264 155V154H263ZM262 155V156H263ZM93 156H94V154H93ZM96 156V155H95ZM111 156V157H112ZM130 156V155H129ZM208 156H205V157H207L208 158ZM260 156V155H259ZM261 156V158H253V159H251V160H248V162L250 163V161H252V160H254V163L256 164V163H258L257 164V166L259 165V168H261V169H255L256 171H261L262 170V172H264V156L262 157ZM89 157V156H88ZM97 157V156H96ZM95 157V158H96ZM228 157V158H227ZM233 157V158H232ZM238 157H236V158H238ZM224 158V159H223ZM204 159V158H203ZM212 159V160H213ZM247 158L245 157V160H246ZM93 160V159H92ZM107 161H108V159H106ZM106 160L104 159L103 161H105L106 162ZM139 160V161H138ZM206 160V159H205ZM242 160V161H241ZM118 161V160H117ZM145 163H144V162ZM256 161V162H255ZM95 162V161H94ZM119 162V161H118ZM117 162V163H118ZM207 162V163H206ZM246 162H247V160H246ZM92 163V162H91ZM109 163V162H108ZM206 164L207 165V168L208 169H212V170H214V172L211 170V173L210 174H207L206 175V171L205 172H203V174L201 175L200 174V172H198L200 175H198L197 174V170H200V167L202 168L203 167V169H205L206 167H204V166H202L203 164ZM236 165H235V164ZM254 163H252V164H254ZM97 164H99V165H97ZM145 164H148L149 166H147V165H145ZM235 165V166H234ZM240 165V164H239ZM240 165V166H241ZM245 165V164H244ZM234 166V167H233ZM246 166H247V164H246ZM251 166V164L249 165V167ZM254 166V168H256L255 166L256 165H253ZM91 167H94V165H92ZM146 167L148 168L147 170H146ZM150 167V168H151ZM248 167V168H249ZM206 168V169H207ZM93 169V168H92ZM94 169V170H95ZM110 170V171H109ZM127 170H128V172H127ZM149 170H151V169H149ZM245 170V169H244ZM243 170V171H244ZM255 170L253 169V171H252V173H255L256 175H258L259 173H256L255 172ZM113 171L115 172V173H113ZM152 171H153V169H152ZM155 171V170H154ZM158 171H157V173H158ZM196 172V174H192L191 172ZM201 171V170H200ZM209 171V170H208ZM235 171H237V173H235ZM242 171V170H241ZM194 172V173H195ZM205 173V174H204ZM241 173V172H240ZM251 173V174H252ZM124 174V173H123ZM154 174H155V172H154ZM186 174H191V176H187ZM255 174H252L253 176L255 175ZM261 174V173H260ZM126 174H124V177L123 178H125L126 176H125ZM156 175H158V174H156ZM232 175V176H231ZM263 175H264V173H263ZM123 176V175H122ZM128 176V175H127ZM147 176V175H146ZM145 176V177H146ZM159 176V175H158ZM231 176V177H230ZM130 177V176H129ZM163 177H165V175H163ZM162 177V178H163ZM234 177V176H233ZM236 177V176H235ZM234 177V178H235ZM237 177H239V176H237ZM153 178V177H152ZM151 178V179H152ZM231 179L230 180V182H229V179ZM120 179H121V181H124V182H127V184H130V183H128V179H130V178H128L127 180H122V178L120 177ZM144 179V178H143ZM95 180V179H94ZM116 181H119L118 179L116 180ZM235 182V184L234 185H232L231 184V182ZM237 181H238V179H237ZM238 181V182H239ZM123 182V183H124ZM129 182H131V181H129ZM144 182H146V180L144 181ZM148 182H146V183H148ZM121 182H119V183H116V185H118L119 184V186L121 185L120 184ZM229 183V184H228ZM126 184V183H125ZM124 184V185H125ZM230 184H231V186H230ZM237 184V186H235ZM123 185V186H124ZM149 185V184H148ZM156 185V184H155ZM156 185V186H157ZM226 185H227V188L225 189V190H223L225 187H226ZM228 185H229V188H228ZM106 186H108V187H110V185H107L106 184ZM105 186V187H106ZM137 186V185H136ZM135 186V187H136ZM232 186H234V188L232 187ZM113 187V186H112ZM112 187H110L109 188V191H110V189H114V188H112ZM144 187V188H143ZM1 188V187H0ZM104 188V187H103ZM116 188V187H115ZM152 188H154V186L152 187ZM231 188H233V190H235V188H236V191H233ZM117 189V188H116ZM145 189V190H146ZM228 189V191L226 192V190ZM95 190V189H94ZM124 190V191H125ZM144 190V191H145ZM223 190V192H221ZM107 191V190H106ZM122 191V190H121ZM121 191H119L118 192V190H115V192H118V193H122ZM123 191V193L122 194H124V193H126V191L124 192ZM144 191H143V193H144ZM225 191V192H224ZM1 192L2 191H0V199H2L3 197V192H2V194H1ZM95 192V191H94ZM105 192V191H104ZM114 192V191H113ZM145 192H147V190L145 191ZM147 192V193H148ZM211 193V192H213V193H211L212 195H209V194H207V193ZM232 192H234V193H232ZM99 193H100V190H99ZM117 193V194H118ZM129 195H131V193H129V192H127ZM151 193V194H150ZM156 193H158V194H156ZM222 193H224V194H222ZM95 194H96V192H95ZM127 194V195H128ZM134 194V195H133ZM207 194V196H205ZM215 194V195H216ZM125 195V194H124ZM209 195V196H208ZM126 196V195H125ZM121 197H122V195H121ZM207 197H209V198H207ZM236 197V196H235ZM124 198H127V197H124ZM123 198V199H124ZM204 198V199H203ZM106 199V198H105ZM208 199H209V201H208ZM230 199L228 200V198H227V200L226 201H224V204H226V202H228V201H230ZM111 200H112V198H111ZM144 200V201H145ZM153 200V199H152ZM173 200V201H172ZM207 200V201H206ZM224 200V199H223ZM187 201V202H186ZM106 202H105V204H106ZM148 202H149V200H148ZM152 202V201H151ZM177 202V201H176ZM178 202H177V206H178ZM179 202V203H180ZM207 202H209V203H207ZM221 202H222V200H221ZM231 202V201H230ZM155 203V202H154ZM156 203V204H157ZM191 203V204H190ZM149 204V203H148ZM148 204H146L147 206H149ZM150 204H153V203H150ZM167 204V205H166ZM207 204L209 205H211L212 204V207H213V205H216V206H214V208L213 209H211L210 207H206L207 206ZM111 205V204H110ZM145 205V209L147 210L148 209V207ZM161 205V204H160ZM172 205V204H171ZM170 205V206H171ZM190 206L191 208H193V206ZM231 205V204H230ZM105 206V205H104ZM140 208H139V207ZM169 206V205H168ZM170 206H169V208H170ZM200 206V207H201ZM221 206V205H220ZM219 206V207H220ZM225 206V205H224ZM107 207V205L105 206V208ZM119 207V206H118ZM121 207H119L118 209H122ZM154 206H152V208H153ZM173 207V206H172ZM202 207H201V209H202ZM218 207V208H219ZM232 207V206H231ZM234 207V206H233ZM230 208V206H229V208L230 209H228V211L226 212L225 210H223L222 209V212H223V214H221L220 215V213H222V212H219V215L220 216H225V217H220V216H216L214 219H215V221L213 222L212 221V219L209 221V220H203V222H201V224L202 223H204V224H206V228L205 227H202L201 226V224H198V223H196L194 220H189V218L188 217H186V219L185 220H183L184 219V217H183V219H181V221L182 222H184L185 224H187L186 226H187V228H189L188 226L190 225V227L191 226H193V227H196V231H198L199 229L197 228V227H200L201 228V232H200V234H199V236H201L202 238H204V239H206V238H209V239H212V236L213 237H216V238H224V239H231V238H233L234 236H235V234L238 232V229H237V231H236V227H237V224H235L234 222L235 221H233V220H231V219H229V217L230 216H233V218H234V208ZM108 208V207H107ZM106 208V210L108 211L109 209H107ZM117 208V207H116ZM141 208H143L142 210H141ZM156 208V207H155ZM164 208V207H163ZM162 208V209H163ZM166 209H168L167 211H169V208H167V207H165ZM174 209H175V211L178 209L177 207H173ZM207 208H208V210H210V211H208L207 210ZM221 208V207H220ZM166 209H164V210H166ZM227 209V208H226ZM113 210V209H112ZM149 210V209H148ZM151 210H152V212H151ZM170 210H171V208H170ZM106 211V213H108V217L106 216V214L104 215V216H106V217H104V221L106 222V220H105V218L107 219V221L109 220V218H111V216H109V215H111V214H109V213H111L110 212V210L107 212ZM117 211V209L114 211L115 212V214L114 215H116V214H118V216L117 217H119L120 215H119V211L118 212H116ZM167 211H164V212H166V214H170L171 215V211L170 212H168L167 213ZM208 211V212H207ZM215 213H214V212ZM221 211V210H220ZM226 213H225V212ZM210 212V213H211ZM173 213H175V212H173ZM172 213V214H173ZM209 213V215L208 216H210V215H212V214H210ZM259 213H260V211L259 210H251L249 213H248V215L250 216V218L251 217H257V215H259ZM113 214V213H112ZM125 214V215H126ZM176 214H177V212H176ZM176 214H174V215H176ZM216 214V215H217ZM234 214V215H233ZM125 215H122V218H120V220H123V217L124 218H126V216ZM173 215V216H174ZM143 216V217H142ZM155 216V217H156ZM177 216L178 217H180L178 214H177ZM203 216H205V214L203 215ZM215 216V215H214ZM115 217V216H114ZM121 217V216H120ZM136 217V219L135 220H133L132 221V218L134 219ZM168 217V216H167ZM211 218H213L212 216H210ZM116 218V217H115ZM143 218V219H142ZM175 219V218H177L176 216H175V218L174 217H172V215H171V219ZM221 218V220L218 222V219H220ZM111 219H113V216H112V218ZM110 219V220H111ZM148 219H150L149 221H147ZM155 219V218H154ZM156 219H157V217H156ZM178 219V218H177ZM180 219V218H179ZM216 219H217V222H216ZM110 220H109V222H110ZM117 220V219H116ZM127 220V219H126ZM151 220V221H152ZM167 221H169V219L167 218L166 219ZM140 221V222H139ZM156 223H158L159 222V224H156ZM162 221V220H161ZM163 221H165L164 219H163ZM193 221V222H192ZM202 221V220H201ZM204 221H206V222H204ZM166 222V221H165ZM165 222H163V223H165ZM169 222H171V221H169ZM174 222V221H173ZM178 222H179V220H178ZM178 222H175V224H177ZM182 222H179V223H181L182 224ZM216 222V223H215ZM149 223V224H148ZM168 222H166L165 224H162V225H160L161 227L163 226V228L164 227H166V224H167ZM178 223V224H179ZM184 223H183V226H184ZM200 223V222H199ZM109 224H111V222L109 223ZM108 224V225H109ZM169 224V223H168ZM177 224V225H178ZM113 225V224H112ZM170 225V224H169ZM173 225V224H172ZM125 227H123V228H126V225H124ZM159 226V228H158V230L161 228ZM182 226V227H183ZM181 227V226H180ZM150 228V229H149ZM153 228V227H152ZM162 228V229H163ZM169 229H173L174 228V226H173V228H170V227H168ZM185 228V227H184ZM187 228H185V229H187ZM151 230V231H149V230ZM154 229V228H153ZM157 228H155V231H157L156 230ZM168 229V230H169ZM175 229H176V227H175ZM174 229V230H175ZM182 229V228H181ZM180 229V230H181ZM185 229H183V231H185ZM168 230H166V231H168ZM174 230H172V231H174ZM176 230H178V229H176ZM191 230H193L194 231V229H191ZM154 231V230H153ZM152 231V232H153ZM182 231V230H181ZM190 231V230H189ZM196 231H194V234H195V232ZM126 232H124L123 231V233H126ZM169 232V231H168ZM170 232H171V230H170ZM177 232V231H176ZM178 233H180V234H184V233H182V232H178ZM186 233H187V231H186ZM188 233H193L192 231L191 232H188ZM148 234V233H147ZM149 235V234H148ZM189 235V234H188ZM187 235V236H188ZM112 236V235H111ZM150 236V235H149ZM186 236V239H189V236L187 237ZM193 237H195L194 235H192ZM211 236V237H210ZM125 237V236H124ZM147 237V238H146ZM196 237L198 238V235L196 234ZM200 237V239L199 240H201V241H207V243H208V245H210L209 243H210V241H211V244L213 245V240H209V239H206V240H202V238ZM151 237H149V239H150ZM192 238V237H191ZM120 239H116V240H120ZM125 239H127V237H125ZM195 239V238H194ZM194 239H192L193 241H191L190 239V241L191 242H193L192 243V245L194 244V246H195V243H194ZM215 241H214V243L216 242V239L215 238H213ZM112 240H115L114 238L112 239ZM234 240V239H233ZM110 240H108V242H109ZM186 241H188V240H186ZM209 241V242H208ZM235 241H237V238H236V240ZM112 243H113V241H111ZM117 242H119V241H116V242H114L115 244L117 243ZM184 242H185V239H184ZM195 242H198V241H195ZM205 242H204V244H205ZM120 243V242H119ZM119 243H118V245H119ZM131 243H133V244H131ZM143 246L142 248L140 247V251L138 252L136 249L135 250H133V253L134 254H131V252H132V250H130L131 248H137V246H139L140 244ZM183 243V242H182ZM200 243V242H199ZM129 244L130 245H132V247L131 246H129ZM137 244V245H136ZM139 244V245H138ZM202 244H203V242H202ZM216 244H219V243H215V245ZM236 244V243H235ZM112 245V244H111ZM117 245V244H116ZM121 245V244H120ZM136 245V246H135ZM182 245H184V244H182ZM186 245V244H185ZM184 245V246H185ZM188 245V244H187ZM186 245V246H187ZM192 245H190L191 246V248L192 247H194V246H192ZM200 245V247L201 248H199V247H197V249L196 248H194V250H197V251H199L200 249L202 250V249H204L203 248V246L201 245V243L199 244ZM198 245V246H199ZM212 245H210V246H212ZM115 245L113 244V247H114ZM125 246V245H124ZM124 246H122L123 248H124ZM133 246H135V247H133ZM197 246V245H196ZM204 246H206V245H204ZM220 246V245H219ZM118 247V246H117ZM120 247V246H119ZM189 247V245L186 247V248H188ZM214 246H212V247H210V249L212 248V249H214L213 248ZM215 247H217V246H215ZM114 248H116V246L114 247ZM139 248V247H138ZM190 248V247H189ZM198 248H199V250H198ZM206 248V247H205ZM208 248L209 247H207V251H208ZM162 249V248H161ZM210 250V251H213V250ZM219 249V248H218ZM116 250V249H115ZM143 250H144V252H143ZM190 250V249H189ZM193 250V251H194ZM200 250V251H201ZM204 250H206V249H204ZM220 250V249H219ZM219 250H217L216 252H215V249H214V254L212 255V258L210 257V255H208L207 254V257H210V258H205L206 256H204L205 255V252H204V255H203V257L201 256V255H198L194 260H193V258H191V261L189 260L188 261V259H186L187 260V263L186 264H215V261L216 262H218V263H216V264H223V263H225L226 262V260L227 259H229V257H226V256H224V252H222L223 250L221 249V252H219ZM117 251V250H116ZM115 251V252H116ZM136 253H135V252ZM192 253H194L192 250H190ZM199 251V252H200ZM209 251V252H210ZM202 252H203V250H202ZM118 253V254H119ZM146 253V252H145ZM196 253V252H195ZM129 254V255H128ZM163 250H161V251H159L158 252V254H155V255H153V256H155L154 258H153V256H151V258L149 259V260H151L152 259V262H154V264H164L166 261V258L165 257H163ZM197 254H199V253H197ZM201 254H203V253H201ZM211 254V253H210ZM117 255V254H116ZM226 255V254H225ZM199 256H201V257H199ZM188 258H189V256H188ZM214 258V259H213ZM190 259V258H189ZM213 259V260H212ZM124 261H126V262H124ZM150 263V261H149V264H153V263ZM180 264L182 263L183 264V262H186V261H183V262H181V261H178ZM178 262H174L175 264H178ZM230 262V261H229ZM227 263L226 262V264H231V263ZM113 263H111V264H113ZM173 263V264H174ZM107 264H109V261H108V263ZM232 264H234V263H232Z\"/></svg>",
    "mask_w": 264,
    "mask_h": 264
}]
</instances>
